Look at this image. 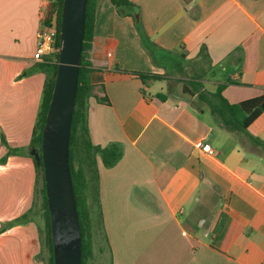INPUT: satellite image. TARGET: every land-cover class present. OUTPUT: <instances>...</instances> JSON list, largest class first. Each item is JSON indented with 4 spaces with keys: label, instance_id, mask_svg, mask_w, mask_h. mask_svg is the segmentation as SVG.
<instances>
[{
    "label": "crops",
    "instance_id": "obj_1",
    "mask_svg": "<svg viewBox=\"0 0 264 264\" xmlns=\"http://www.w3.org/2000/svg\"><path fill=\"white\" fill-rule=\"evenodd\" d=\"M130 1L135 19L97 0L93 26L89 136L122 153L113 167L100 153L82 164L94 250L110 264H264V148L252 139L264 141V113L231 131L183 92L195 80L207 93L225 84L230 104L264 93V0ZM45 5L0 0L1 66L36 67ZM132 72L165 79L145 85Z\"/></svg>",
    "mask_w": 264,
    "mask_h": 264
},
{
    "label": "rangeland",
    "instance_id": "obj_2",
    "mask_svg": "<svg viewBox=\"0 0 264 264\" xmlns=\"http://www.w3.org/2000/svg\"><path fill=\"white\" fill-rule=\"evenodd\" d=\"M45 79V73L33 65L20 74L0 65V138L5 137L0 140V159L10 155L6 163H0V264H49L42 174L36 171L30 145ZM171 85L182 92V84ZM76 163H88L81 140ZM89 264L110 261L96 246Z\"/></svg>",
    "mask_w": 264,
    "mask_h": 264
},
{
    "label": "trees",
    "instance_id": "obj_3",
    "mask_svg": "<svg viewBox=\"0 0 264 264\" xmlns=\"http://www.w3.org/2000/svg\"><path fill=\"white\" fill-rule=\"evenodd\" d=\"M53 2V7L56 8L58 34L56 38V46L60 47V24L62 13L63 0H49ZM111 4L116 8L119 14L136 18L139 13V7L130 0H110ZM97 0H88L86 12V28L83 43L82 60L79 73L78 88L73 111L71 138H70V170L74 192L76 197V205L79 216L80 230L82 236V263L89 264L94 259L93 248V222L88 196H89V181L86 174V169L82 164L76 163L77 146L79 141H82L86 154L87 161L90 164L96 165V155L100 153L101 161L105 167H113L122 157L121 150L117 146L100 148L92 144L89 136L88 128V111L89 100L93 96L92 63L90 60V52L94 39V21L96 13ZM137 28L142 31L141 24L137 22ZM145 37V36H144ZM59 55L56 53L53 57L47 58L43 63H36V67L43 71L46 75L43 100L38 113V119L32 133L30 145L33 150H36L40 156L42 153V134L49 109V104L52 98L53 88L55 84L56 72L58 67ZM133 75L139 77L142 82L147 85L153 80H163L165 76L151 73L132 72ZM225 89V84L218 86L214 93L202 91V83L195 80L184 81L183 92L194 97L197 95L196 103L207 102L214 115L218 116L223 124L231 131H247L251 123H254L264 113V93L258 97L242 101L237 104H230L225 97L222 96ZM161 97V95H159ZM255 144L264 148V141L259 138H252ZM5 141V137L0 138ZM14 155H18L15 153ZM10 155L7 154L0 159V163H6ZM37 173L42 174V190L43 198V213L45 217V230L47 246L49 251V264H54L53 247L51 243V222L48 209L45 180L43 176V167L38 166L36 160L31 156ZM27 217L24 215L22 219Z\"/></svg>",
    "mask_w": 264,
    "mask_h": 264
},
{
    "label": "water",
    "instance_id": "obj_4",
    "mask_svg": "<svg viewBox=\"0 0 264 264\" xmlns=\"http://www.w3.org/2000/svg\"><path fill=\"white\" fill-rule=\"evenodd\" d=\"M88 0H63L59 60L43 128L42 153L32 151L43 167L50 213L54 264H83L82 236L70 170V138L78 88Z\"/></svg>",
    "mask_w": 264,
    "mask_h": 264
},
{
    "label": "built area",
    "instance_id": "obj_5",
    "mask_svg": "<svg viewBox=\"0 0 264 264\" xmlns=\"http://www.w3.org/2000/svg\"><path fill=\"white\" fill-rule=\"evenodd\" d=\"M56 11V8L53 7V2L46 0V5L40 15L41 25L37 34L34 59L36 63L45 62L47 58L53 57L59 51V48L56 46L58 34ZM195 145L209 156L215 155L212 146L204 140L197 141ZM177 208L180 214L184 213L183 208Z\"/></svg>",
    "mask_w": 264,
    "mask_h": 264
}]
</instances>
